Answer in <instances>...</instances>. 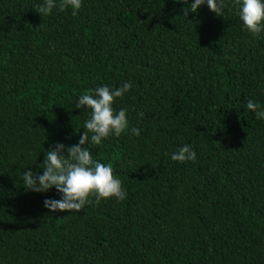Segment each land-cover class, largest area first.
I'll return each instance as SVG.
<instances>
[{
    "label": "trees",
    "instance_id": "1",
    "mask_svg": "<svg viewBox=\"0 0 264 264\" xmlns=\"http://www.w3.org/2000/svg\"><path fill=\"white\" fill-rule=\"evenodd\" d=\"M0 0V264H264V31L186 0H82L76 15ZM187 14L185 15V13ZM130 81L128 128L99 146L125 197L49 211L23 186L53 141L77 142L78 95ZM191 144L194 162L169 153ZM90 200L94 199L89 197Z\"/></svg>",
    "mask_w": 264,
    "mask_h": 264
},
{
    "label": "clouds",
    "instance_id": "2",
    "mask_svg": "<svg viewBox=\"0 0 264 264\" xmlns=\"http://www.w3.org/2000/svg\"><path fill=\"white\" fill-rule=\"evenodd\" d=\"M82 0H39L35 11L40 16L49 15L55 8L63 11L71 9V14L81 7ZM188 11L195 12L201 5H205L214 14L222 16L226 6L225 0H186ZM230 11L241 22V29L258 36L264 31V0H232ZM185 13V15L187 14ZM132 83L123 81L119 86L110 87L101 84L94 89L78 95L74 108L87 109V116L82 122L84 131L80 133L76 143L65 145L53 141L44 153L43 166L40 173L24 168L21 172L23 186L35 192H46L54 188L59 198L46 197L42 203L49 211L72 210L80 211L86 204L99 202L102 198L114 197L122 200L126 193L121 180L113 175L109 163L93 159L90 150L84 147L86 141L90 145L99 146L109 135L120 136L123 131H130L138 136L139 129L135 126L128 128L127 109L113 108L115 98L122 97L128 92ZM245 107L251 110L257 120L264 121V104L249 98ZM168 158L176 162H194L197 154L191 144H180L175 150L166 153ZM94 199L90 200L89 197Z\"/></svg>",
    "mask_w": 264,
    "mask_h": 264
}]
</instances>
